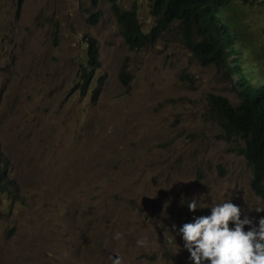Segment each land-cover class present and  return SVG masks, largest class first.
Returning <instances> with one entry per match:
<instances>
[{"label":"rangeland","instance_id":"374dc122","mask_svg":"<svg viewBox=\"0 0 264 264\" xmlns=\"http://www.w3.org/2000/svg\"><path fill=\"white\" fill-rule=\"evenodd\" d=\"M114 4L149 30L147 0H24L19 11L0 0V144L14 193L0 195V264H192L181 224L224 199L252 226L264 216L241 142L207 112L210 94L239 101L237 77L200 65L175 29L128 49ZM221 20L237 30L249 84H264V6L234 0ZM89 38L100 68L83 92ZM194 197L205 207L189 211Z\"/></svg>","mask_w":264,"mask_h":264},{"label":"trees","instance_id":"16d2710c","mask_svg":"<svg viewBox=\"0 0 264 264\" xmlns=\"http://www.w3.org/2000/svg\"><path fill=\"white\" fill-rule=\"evenodd\" d=\"M150 14L154 19L151 28L144 32L139 17L134 10H123L113 5V14L120 26V32L128 49L136 50L150 47L170 26H176L181 45L203 65L226 66L236 50L235 36L228 27L219 22L218 10L230 0H148ZM243 6L260 3L264 0H236ZM24 0H16L19 11ZM234 61V60H233ZM100 68L97 42L94 38L86 41V60L82 66L79 83L83 92H87L89 83ZM238 70V67H235ZM231 68H227V72ZM124 75L125 73L121 71ZM125 86L128 79L123 77ZM102 83L97 82V86ZM240 94L242 101L232 105L220 95H208L207 112L218 125L224 136L239 137L242 142V155L252 170L251 188L264 201V84L252 88L241 79ZM99 88L93 92L97 98ZM9 162L0 144V195L9 201L12 199L11 182L6 173Z\"/></svg>","mask_w":264,"mask_h":264},{"label":"clouds","instance_id":"9594fccd","mask_svg":"<svg viewBox=\"0 0 264 264\" xmlns=\"http://www.w3.org/2000/svg\"><path fill=\"white\" fill-rule=\"evenodd\" d=\"M233 1L234 0H230L227 4H225V6H222L217 12V17L219 19V22L224 23L228 27L229 32L235 36L236 44L237 30H233L228 24L221 20L222 10L225 9L226 6H228ZM238 3L241 4L240 2ZM151 18L153 20V25L154 19L152 16ZM169 28V30L175 29L176 32H179L176 26H170ZM155 44H153L152 46H154ZM146 48L136 50H143ZM234 49L236 50V53L228 59L226 66H221L224 68L225 74L229 79H232L233 75L237 77V81L235 83L234 88L237 90L239 101L232 105L240 103L243 98L240 94L241 86L238 85L239 81L241 79H244L249 83V81L244 76V69L240 64V59L238 56L239 52L235 48V45ZM198 63L200 65H203L200 62ZM236 66L238 67V70L235 68ZM215 67L220 68L216 65ZM227 68H231L229 72H227ZM230 138H234L241 142V139L239 137L232 136ZM244 160L246 162L245 157ZM248 168L250 167L248 166ZM251 177L249 181L250 189L255 194V196H257L260 201L264 204V201L251 188ZM201 198L197 199L194 197L188 200V210L193 211L198 208H204L205 204L203 203ZM181 202L183 203L184 201L182 200ZM208 208L209 213L207 215L195 216L191 221L181 224L178 228V233L180 234L181 239L183 241V247L189 253V259L192 264H264V216L258 219L255 226H252V220L249 219L247 215L242 216L240 207L232 203L231 199H224L222 202L213 203L208 206ZM255 210L259 212L264 209L255 208ZM171 227L173 230H177L175 224H173ZM120 236V232L114 233V239H119ZM136 243L141 244L142 241L137 240ZM109 259L111 260V264H122L119 255L115 254V258H113V256H110Z\"/></svg>","mask_w":264,"mask_h":264}]
</instances>
